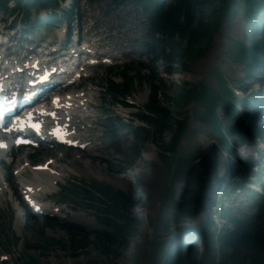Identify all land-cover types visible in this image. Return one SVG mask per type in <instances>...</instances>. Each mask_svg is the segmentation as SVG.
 Instances as JSON below:
<instances>
[{
    "label": "rangeland",
    "instance_id": "rangeland-1",
    "mask_svg": "<svg viewBox=\"0 0 264 264\" xmlns=\"http://www.w3.org/2000/svg\"><path fill=\"white\" fill-rule=\"evenodd\" d=\"M66 1L61 3L63 8L68 7ZM76 6L79 9L78 13H80L81 21L78 24L82 39H87L101 55L111 56L115 63L109 65L110 68L108 65L91 68L90 71L93 72L92 84L102 85V81L109 75L119 81L116 76L118 67L136 65L143 68L144 65L149 64L150 56L147 53L146 43L151 39V33L148 29L146 14L139 5L129 2L116 4L112 0H76ZM33 15H35L34 11ZM38 15L44 19L45 12L41 11ZM9 18L11 19L10 15L0 11V29L5 28L10 34L16 30L13 39L17 40L21 34V36H30L37 43L53 40V32L60 24H39L30 28L31 32H24L20 30L17 20H13V23L7 22ZM71 25L77 29L78 25H75V22H72ZM245 33V24L240 13L237 12L233 17L224 18L220 21L212 33L210 47L204 57L189 63L185 70L175 71L171 75L163 73V65L159 61L154 64L157 68L156 71L159 72L158 76H155L156 72L149 75H152L153 79L156 80V84L158 83L157 77L161 78L165 93L169 96L172 95V89L175 85L184 82L191 84L203 82L216 88L218 82L213 75L214 69L226 78L227 85L241 89L243 97L247 96L248 91L252 89L253 91L261 90L264 93V76L256 82L247 81L246 89L248 91L244 92L238 81L244 76L243 66L239 61L232 60L227 56L231 39L244 41ZM13 39L12 43H15ZM20 41L23 42L22 39ZM12 49L16 50V47ZM143 72L147 75L149 73L147 69H144ZM85 81V88L88 89L89 82ZM89 91L94 94L91 99V108L95 122L89 129L81 123L80 126L83 129L80 130V133L96 145L87 146L94 148V150L88 153L85 149L82 153L65 147L50 148L45 145L44 148L41 146L40 149L36 150L39 151V154L36 155L33 148H21L12 151L10 155L4 158L3 162H0V173L7 178V183L0 179V225L6 227V235L9 237L0 238V260L1 256H6L5 264H27L21 260L22 258L27 260V254L34 255L37 260L35 264H111L110 259L92 245L81 256H76V251L67 245L70 236L67 229L71 231L86 230L88 232L110 230L96 220V215L80 199V191H74L75 186H79V188L85 186L83 183L102 184L119 189L131 195L132 200L136 203L127 214V219L133 226L137 227V233L130 238L129 246L125 250H119L118 257L113 261V264H165V260H161L159 252H150L151 242L156 237L165 236L168 233L175 232L177 234L182 225L180 222L186 221L188 215H190L191 220L194 217L196 220L197 217L201 216L204 225L209 217L214 215L215 221L220 224L218 218L220 202H222L223 207L235 213L256 211V200L252 196V191H225V194L220 191L224 188L227 190L231 183L236 181L237 178L231 171H235L234 174H241V170L237 171L239 165L233 158L228 159L225 153L227 150L224 146L218 145V151L214 148L219 135L215 132L209 134V129L193 118L192 111L196 109L194 102H189L183 107L184 115L188 118V128L179 140L177 150L187 157L194 156L192 163L203 160L204 153L207 151L206 165L203 170L201 164L199 168L196 166L193 174L183 173L176 176L173 181L175 195L172 200L160 203L163 188L169 181L170 166L158 159L157 148L151 143V139L155 138L154 135L136 138L133 131L126 127L117 130L115 134H111L108 116L113 118L115 115H119L125 121V118L131 120L130 114L128 115L127 110L113 103L109 96L104 95L102 89ZM149 93L147 82L139 83L134 80L129 93L131 97L128 100L143 105L147 102ZM219 117L221 123L224 124L225 117L221 114ZM249 122V120H245L246 125H249ZM109 133L111 134L110 138L105 136ZM95 153H98L100 157L97 158ZM234 154L236 156L241 155L244 159L259 154L258 158L252 162V166L245 169V173L247 172L249 179L252 172L259 171V167H262L260 181L264 184V143L260 142L255 145L253 141L249 140L237 148ZM59 156L61 160L55 163V167L64 174V177L58 178L60 181L57 182V186L52 188L49 198L59 202L57 205L61 211L56 213L55 218L34 216L33 219H30L32 215L29 216L28 214L25 219L23 216L25 207L21 211V203L19 204L17 201L19 200L17 197L18 182L29 180L30 177H28V172L17 175L15 171L21 163L26 162L25 159L27 160V158L31 164H36L42 163L47 158L54 159ZM77 157L79 159L76 160ZM226 161L229 162V165ZM81 163L86 166L85 171L90 172L89 175L80 168ZM73 179L83 183L65 184L66 181ZM219 181H224L225 187L218 190ZM12 183L13 188L11 187ZM258 185V183H251L249 187L262 192ZM59 186L62 189L61 192H57ZM187 193H190V196H187ZM183 197H187L188 203H194L192 204L194 209L189 214H185L180 209L184 206ZM69 198L75 202V205L71 204ZM46 221L51 224H46ZM197 223L199 226V222L195 221L193 224ZM202 225L203 223L199 227L204 226ZM12 237L19 238L20 241L16 243L15 240H11ZM26 240L37 245V247L27 248Z\"/></svg>",
    "mask_w": 264,
    "mask_h": 264
},
{
    "label": "trees",
    "instance_id": "trees-1",
    "mask_svg": "<svg viewBox=\"0 0 264 264\" xmlns=\"http://www.w3.org/2000/svg\"><path fill=\"white\" fill-rule=\"evenodd\" d=\"M9 1L0 0V11L6 14L17 11L16 18L22 22L23 29L35 27L36 23L42 21L37 17L35 22L30 20L31 7L37 11H46L47 17L44 20L49 23L61 19L69 21L72 15L78 13L75 8L76 0H72L70 8L64 10H59L62 0H12L15 4L14 9L9 6ZM112 1L116 4L129 2L139 5L146 14L151 39L146 43L150 56L148 65H144L143 68L136 65L118 67L116 76L119 81L111 75L106 76L103 81V93L109 96L113 103L120 102V97L130 93L134 80L139 83L147 82L150 89L143 109L134 114L141 125L134 126L132 121L134 117L130 121H124L118 115L113 118L108 116L110 132L114 133L126 127L133 131L136 138L154 135L151 143L157 148L158 159L170 166L169 181L165 184L160 198V203H165L172 200L175 195L173 189L175 177L183 173L193 174L197 166V163H192L194 156L187 157L177 150L178 142L188 128V118L184 115L183 109L187 103L196 104V109L192 111L193 118L209 129V134L217 133L218 143L238 162L242 159L234 154L236 149L249 140L255 142L256 138L264 134V123L261 118L264 111V93L261 90L246 89L247 81L256 82L264 76V0ZM237 12L243 19L246 33L243 36L244 41L231 39L227 56L242 64L244 76L238 81L243 91H248V95L237 100L228 87L226 78L215 69L213 75L218 82L216 88L203 82L198 84L184 82L175 85L171 96L166 94L161 78L157 77L156 84V80L149 75L155 72V76L159 74L154 64L160 61L163 73L168 75L185 70L189 63L207 54L212 33L220 21L233 17ZM144 69H147L148 75L143 72ZM219 114L225 117L224 124L221 123ZM243 116L258 123L254 127L257 135L245 125ZM106 137L110 138V134ZM35 154H39V151ZM261 168L252 172L249 179L247 173L243 171L241 174L237 173L236 181L232 182L227 190H224L225 188L221 190L223 194L225 191H252V196L256 200L255 212L235 213L223 207L220 202L218 211L220 224L215 221L214 215H211L202 228L191 229L181 226L177 234L174 232L156 237L151 242L150 252H159L165 264H264V184L260 181ZM223 182L219 181V186ZM251 183H258L262 192L251 189L249 187ZM221 187L219 189H222ZM74 191H80V199L86 207L96 215V220L101 225L110 230L88 232L67 229L70 234L67 245L76 251V256H81L92 245L113 264L119 250H125L129 246L130 238L137 233V227L127 219V214L136 203L131 195L102 184H88L80 188L75 186ZM189 194L186 195L190 196ZM182 201L184 206H179L180 209L189 214L194 209L192 205L194 203H188L187 197H183ZM33 218L34 215L30 219ZM49 223L46 221V224ZM4 236H7L6 227L0 225V238ZM11 240H15L16 243L20 241L19 238L13 237ZM25 245L27 248L37 247L28 240L25 241ZM21 260L27 264L37 262L32 254H27V260L23 258Z\"/></svg>",
    "mask_w": 264,
    "mask_h": 264
},
{
    "label": "bare ground",
    "instance_id": "bare-ground-1",
    "mask_svg": "<svg viewBox=\"0 0 264 264\" xmlns=\"http://www.w3.org/2000/svg\"><path fill=\"white\" fill-rule=\"evenodd\" d=\"M0 47H3V44H0ZM12 47H14L13 44H11L9 46H6L4 49L1 48L0 49V57L3 55V52L6 51L7 58L9 59L10 58L9 56H11V54L14 51V50H11ZM1 67H3V66L1 65ZM75 112H78V110H75ZM43 138H44L43 140L46 141V142H52L51 139L48 138V135H45V137H43ZM85 149H86V152H88V153L90 151L94 150V148H91V147H86ZM77 159H79V157H77L76 160ZM25 161H26V159H25ZM80 168H82L85 171L86 166L82 164V166ZM31 174H32V177L30 178V181H27L25 184L32 185L33 186V190L36 189V188H40V187L41 188H44L45 187L46 189L49 187L48 189H51L52 183L55 181V179H57L55 177L52 169L50 171H47V172H45V171L43 172V171H40V170H33V169H31ZM87 174L89 175L90 172L87 173ZM91 177H93V176H91ZM43 182H44V184H43L44 186L41 185ZM43 211H45V212H52V214L55 213L54 208H52L51 206L50 207L49 206H45L44 209H43Z\"/></svg>",
    "mask_w": 264,
    "mask_h": 264
},
{
    "label": "water",
    "instance_id": "water-1",
    "mask_svg": "<svg viewBox=\"0 0 264 264\" xmlns=\"http://www.w3.org/2000/svg\"><path fill=\"white\" fill-rule=\"evenodd\" d=\"M204 224V223H203Z\"/></svg>",
    "mask_w": 264,
    "mask_h": 264
}]
</instances>
